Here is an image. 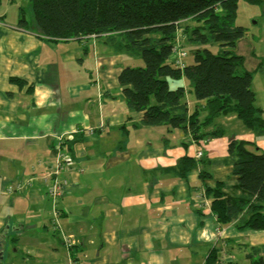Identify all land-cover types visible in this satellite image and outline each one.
Listing matches in <instances>:
<instances>
[{"label":"crops","instance_id":"obj_1","mask_svg":"<svg viewBox=\"0 0 264 264\" xmlns=\"http://www.w3.org/2000/svg\"><path fill=\"white\" fill-rule=\"evenodd\" d=\"M245 3L261 6L259 12L249 8L257 30L248 28L236 45L252 70L264 58V0ZM3 16L0 264H203L212 248L222 263L249 264L241 248L243 244L264 247L252 237L264 233L218 223L198 197L217 181L235 185L232 166L198 164L185 177L168 168L184 155L223 157L230 137L255 141L264 149V135L255 136L249 128H239L237 134L226 129L228 121L236 119L234 114L212 119L206 131L220 125L227 133L205 138L201 146L193 141L184 145L187 136L179 129L137 128L134 124L142 113L127 107L118 74L125 66L143 65L140 58L114 51L97 38L49 39L30 20L26 28L18 27L5 23ZM49 51L57 55L47 56ZM192 61L187 55L185 63ZM256 75H264V63L252 82ZM170 85L188 87V82L181 78ZM253 91L257 101V90ZM187 101L194 103L190 94ZM202 112L201 117L207 111ZM72 135L78 137L70 168L79 171L64 173L68 183L55 208L58 225L54 227L48 185L36 176L48 170L58 139ZM203 168L212 173L210 178H199ZM31 175L35 181L28 184L25 179ZM18 183L22 185L17 187ZM68 237L70 244L65 241ZM235 248L239 255H233Z\"/></svg>","mask_w":264,"mask_h":264},{"label":"trees","instance_id":"obj_2","mask_svg":"<svg viewBox=\"0 0 264 264\" xmlns=\"http://www.w3.org/2000/svg\"><path fill=\"white\" fill-rule=\"evenodd\" d=\"M31 9V23L43 37L81 40L94 34L114 51L127 52L143 61L140 66L123 67L118 74L127 107L142 113L135 127L179 129L187 136L184 145L193 141L201 146L205 138L227 133L220 125L206 131L212 119L234 114L255 136L264 135V110L257 106L251 86L264 58L254 69L240 71L244 56L237 52L236 45L246 37L248 28L235 24L237 0H31ZM29 22L20 7L17 26L26 28ZM179 26L187 41L219 44L220 51L199 47L191 63L183 67L176 64L170 56ZM181 78L188 87H171V80ZM10 80L25 84L18 77ZM187 94L193 104L187 101ZM204 110L207 112L201 118ZM77 137L62 141L67 151L64 161L74 158ZM198 164L231 165L237 176V183L231 187L217 181L214 187L205 188L215 220L233 223L237 229L264 230V149L255 141L230 137L223 157L195 159L184 155L168 170L185 177ZM211 176L205 168L199 172L201 180ZM262 247H245L249 264H264ZM203 264L241 263H222L218 251L212 248Z\"/></svg>","mask_w":264,"mask_h":264},{"label":"rangeland","instance_id":"obj_3","mask_svg":"<svg viewBox=\"0 0 264 264\" xmlns=\"http://www.w3.org/2000/svg\"><path fill=\"white\" fill-rule=\"evenodd\" d=\"M237 3H238V9H237V16H236V19H235V24L236 25L245 26V27L249 28V31L251 29L257 30L256 29L257 26L252 24L256 20V18H254V16L250 15L249 8H252L256 12H259L261 10V6H257V5L250 6V5L246 4L243 0H237ZM20 7L23 8L26 18L28 20L32 21L33 20V15H32V9H31V0H1V3H0V15H4L2 19L5 20V23H9V24L17 23L18 18H19ZM188 22L191 23V20H189ZM183 23H184L183 21L180 22L182 27L184 25ZM91 37L92 38H96L94 36H91ZM174 46H176L177 51L172 53V55L170 56V60H172V58L175 57L174 53H177V59H178L177 63L181 67H183L184 65L188 64V63H185V59L187 58V55L190 56V57H193L194 54H195V51L199 47H208L214 53H218L220 51L219 44L205 43V45H204L202 43H195V42L187 41L186 37L182 33V28L180 26H179V29H178V31L176 33L175 45ZM180 52L184 53L181 58H179V56H180L179 53ZM56 55L57 54L52 52V51H49L47 53V56H56ZM244 69H248L247 66H245V62L241 66L240 71H243ZM253 88L257 90V101H256V104H258V105H260L261 107L264 108V100H261V98L263 96V93H264L263 92L264 91V75H262V76L261 75H256L255 76V78H254V80L252 82V89ZM202 114H203V112H202ZM201 116L202 115H200V117ZM263 116H264V114H263ZM235 118L236 119H234L233 121H228V123H229L228 127L229 128H226V129H228L232 133L234 132V133L237 134V133L240 132L239 128H247V127L242 123L241 120H239L237 117H235ZM64 139L58 140V142H56V144L53 146V149L56 148L57 150H60L62 152L63 158H61V157L60 158H61V160L63 162L66 163V166H67V170H64L62 172V175L67 179V177L64 174L65 172H68L70 170H79V169H73L72 167L70 168V165L72 164L74 158H71V160L68 159L67 161H64L65 158L67 157V151L65 150V148L61 144ZM200 156H201V152L199 151V152H197V157H200ZM67 183H68V179H67ZM227 187H231V186H227ZM198 197L200 198L201 203H202L201 207H206V205H208V207L210 209V201H209V199H208V197H207V195L205 193V190L200 192ZM58 199L56 200V199L51 198L52 203H53L52 207L54 209L55 208L58 209L57 206L59 207V200ZM203 203L206 204V205H204ZM246 229L247 230H253L255 232L258 231V232H261L262 234L264 233V231H261V230H255V229H250V228H246ZM252 237L254 239H257V241L260 242V243L264 242V235H261V234L257 235V236L253 235ZM245 247L248 248L249 246L243 244V247L241 249L244 251ZM263 250H264V247H263ZM232 253H233V255H235V254L239 255L240 254L237 248L233 249Z\"/></svg>","mask_w":264,"mask_h":264},{"label":"built area","instance_id":"obj_4","mask_svg":"<svg viewBox=\"0 0 264 264\" xmlns=\"http://www.w3.org/2000/svg\"><path fill=\"white\" fill-rule=\"evenodd\" d=\"M91 36L95 37L94 34H92ZM175 51H177L176 46L173 47V52ZM183 54H184L183 52H180L179 58H181ZM175 61L177 63L178 59H176ZM60 157L63 158L62 152L60 150H57L56 148L54 149L52 148V156H51V161H50L48 170H46V172L42 176H36L39 180H42L43 183L48 185L47 193L49 194L50 198H53L56 200L60 197V195L64 193L65 188L67 186V179L62 175V172L64 170H67V166H66V163L63 162ZM78 171L79 170H77L74 173L77 174ZM34 178H35V175L28 176L25 179L26 183L31 184L33 181H35ZM21 185H22L21 183H18L17 187H20ZM57 214L58 212L55 209V214L51 221L52 226L54 227L58 225V220H57L58 215ZM65 241L70 244L72 243V238L71 237L65 238Z\"/></svg>","mask_w":264,"mask_h":264}]
</instances>
